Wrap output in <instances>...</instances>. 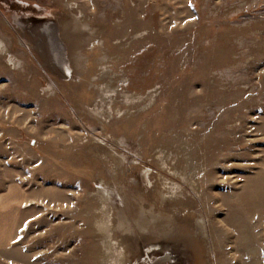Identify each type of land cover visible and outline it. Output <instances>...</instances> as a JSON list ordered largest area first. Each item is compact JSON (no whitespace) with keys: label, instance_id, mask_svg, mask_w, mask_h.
<instances>
[{"label":"rangeland","instance_id":"obj_1","mask_svg":"<svg viewBox=\"0 0 264 264\" xmlns=\"http://www.w3.org/2000/svg\"><path fill=\"white\" fill-rule=\"evenodd\" d=\"M263 117L264 0H0V264H264Z\"/></svg>","mask_w":264,"mask_h":264},{"label":"crops","instance_id":"obj_2","mask_svg":"<svg viewBox=\"0 0 264 264\" xmlns=\"http://www.w3.org/2000/svg\"><path fill=\"white\" fill-rule=\"evenodd\" d=\"M264 140V117L261 120ZM245 193L259 200L260 231L264 241V147L257 167L249 172L242 182ZM25 203L23 189L16 184H9L0 192V252L6 251L13 242L22 207Z\"/></svg>","mask_w":264,"mask_h":264},{"label":"bare ground","instance_id":"obj_3","mask_svg":"<svg viewBox=\"0 0 264 264\" xmlns=\"http://www.w3.org/2000/svg\"><path fill=\"white\" fill-rule=\"evenodd\" d=\"M67 65V64H66ZM66 69V70H65ZM64 70L65 71H67V74L69 75V76H71L72 75V68L71 67H69V66H66V68H64ZM86 109V108H85ZM91 113V112H90ZM96 117H103V116H101V115H95ZM165 230V229H164ZM162 233V232H161ZM169 235H171V234H169ZM183 237V236H182ZM163 238V237H162ZM166 238V237H165ZM172 238V237H171ZM184 238V237H183ZM157 248V247H156ZM178 249V248H177ZM176 250V249H175ZM146 254V253H145ZM148 257V256H147ZM177 257V256H176ZM170 259H172V253L170 252L168 255H166L165 257H163V258H161V259H158L157 261H152V262H146L145 264H163V263H167L168 262V260H170ZM177 259V258H176Z\"/></svg>","mask_w":264,"mask_h":264}]
</instances>
